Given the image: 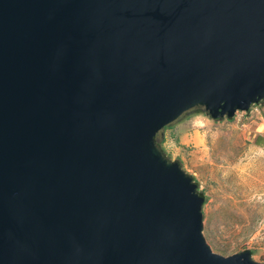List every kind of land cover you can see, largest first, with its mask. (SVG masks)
<instances>
[{"label":"water","instance_id":"1","mask_svg":"<svg viewBox=\"0 0 264 264\" xmlns=\"http://www.w3.org/2000/svg\"><path fill=\"white\" fill-rule=\"evenodd\" d=\"M261 102L264 0H0V264H264L158 144Z\"/></svg>","mask_w":264,"mask_h":264},{"label":"rangeland","instance_id":"2","mask_svg":"<svg viewBox=\"0 0 264 264\" xmlns=\"http://www.w3.org/2000/svg\"><path fill=\"white\" fill-rule=\"evenodd\" d=\"M158 141L207 198L203 234L213 252L250 249L264 263V102L232 120L189 114Z\"/></svg>","mask_w":264,"mask_h":264},{"label":"trees","instance_id":"3","mask_svg":"<svg viewBox=\"0 0 264 264\" xmlns=\"http://www.w3.org/2000/svg\"><path fill=\"white\" fill-rule=\"evenodd\" d=\"M233 118H231L230 120H232ZM158 144L162 147V143L161 142H159L158 141ZM163 149V148H162ZM163 152L165 153V150L163 149ZM199 192H200V194L202 195V196H204L205 197V195L203 194V192L202 191H200L199 190ZM206 198V197H205ZM206 201H207V198H206V200H205V203H206Z\"/></svg>","mask_w":264,"mask_h":264},{"label":"built area","instance_id":"4","mask_svg":"<svg viewBox=\"0 0 264 264\" xmlns=\"http://www.w3.org/2000/svg\"><path fill=\"white\" fill-rule=\"evenodd\" d=\"M238 114H239V112H237V114H236L235 118H237Z\"/></svg>","mask_w":264,"mask_h":264}]
</instances>
